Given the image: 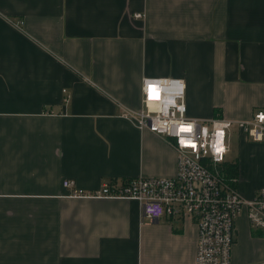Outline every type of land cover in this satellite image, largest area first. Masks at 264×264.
Returning a JSON list of instances; mask_svg holds the SVG:
<instances>
[{"label":"crops","instance_id":"obj_1","mask_svg":"<svg viewBox=\"0 0 264 264\" xmlns=\"http://www.w3.org/2000/svg\"><path fill=\"white\" fill-rule=\"evenodd\" d=\"M144 76L182 78L190 118H250L264 108V0H0V264H195L194 218L150 221L135 200L62 185L176 174L171 139L122 115L141 109ZM244 146L236 188L250 198L264 146L243 189ZM262 233L242 209L231 264L264 260Z\"/></svg>","mask_w":264,"mask_h":264},{"label":"built area","instance_id":"obj_2","mask_svg":"<svg viewBox=\"0 0 264 264\" xmlns=\"http://www.w3.org/2000/svg\"><path fill=\"white\" fill-rule=\"evenodd\" d=\"M134 17L143 18V13ZM141 93V109L122 115L140 129L171 139L177 154L176 174L137 176L104 183L91 191L75 188L71 179L62 185L71 197L135 200L142 219L194 218L198 233L195 264H231L235 219L242 209L249 225L264 232V182L252 197L240 195L237 177H227L225 171L228 134L236 125L252 142L264 145V109L245 120L190 118L186 115L185 82L175 77L144 76ZM250 264H264V260Z\"/></svg>","mask_w":264,"mask_h":264},{"label":"rangeland","instance_id":"obj_3","mask_svg":"<svg viewBox=\"0 0 264 264\" xmlns=\"http://www.w3.org/2000/svg\"><path fill=\"white\" fill-rule=\"evenodd\" d=\"M258 109H264V108L262 107L256 108L254 109L253 113ZM253 113L251 114L250 118L253 116ZM242 136L246 144L249 145L252 144V147H254L252 149L253 151L250 152L251 154L249 152H248L249 154H246L245 146L243 149V189H249L256 186L258 180V174L260 173V169L262 166L261 153H262V146L264 145L263 143L252 142L244 134L239 132L236 125H232L228 134V139H227L228 152L225 155V159L234 162L233 164L235 165L241 153L239 148V139ZM230 163L231 162H228V164ZM262 234L264 235V232Z\"/></svg>","mask_w":264,"mask_h":264},{"label":"trees","instance_id":"obj_4","mask_svg":"<svg viewBox=\"0 0 264 264\" xmlns=\"http://www.w3.org/2000/svg\"><path fill=\"white\" fill-rule=\"evenodd\" d=\"M225 171H226L227 177H236L237 166L233 163L228 164V162H227V164L225 166Z\"/></svg>","mask_w":264,"mask_h":264}]
</instances>
